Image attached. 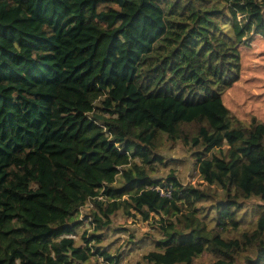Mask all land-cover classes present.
<instances>
[{
    "label": "trees",
    "instance_id": "trees-1",
    "mask_svg": "<svg viewBox=\"0 0 264 264\" xmlns=\"http://www.w3.org/2000/svg\"><path fill=\"white\" fill-rule=\"evenodd\" d=\"M224 4L0 0V264H124L107 241L126 228L118 211L159 232L132 264H200L203 251L207 264H264V119L217 101L239 76L237 46L264 37V0ZM143 70L161 81L148 95L173 97L164 119L126 92ZM176 143L197 180L153 175Z\"/></svg>",
    "mask_w": 264,
    "mask_h": 264
},
{
    "label": "rangeland",
    "instance_id": "rangeland-1",
    "mask_svg": "<svg viewBox=\"0 0 264 264\" xmlns=\"http://www.w3.org/2000/svg\"><path fill=\"white\" fill-rule=\"evenodd\" d=\"M217 3V7L226 8L224 0H214ZM227 12V9H225ZM225 21L230 18L225 17ZM222 21V18L218 20ZM222 27H220L221 29ZM209 36H213L216 29L209 26L207 32L202 30ZM224 32V30H223ZM213 33V34H212ZM218 35V34H217ZM221 38V35H218ZM227 59L232 58V56ZM236 63V64H235ZM235 64V65H234ZM233 70L238 67V78L229 82V86L221 92V96L217 98L218 103L221 105L222 110H229L245 124L248 123L250 115H255L257 118L264 119V37L258 34L253 35L248 43L240 44L237 46L235 59L231 64ZM161 81L157 78H151L143 70L140 71L136 77L134 84H130L126 88L127 94L133 96L139 95L140 105L149 107L159 118L164 119V114L173 101L171 96H156L148 95L147 90L149 88L156 87ZM141 85H148L146 90ZM165 160L167 163H158L157 168L153 175L155 177L164 176L169 170H173L182 181L193 182L197 180V172L193 164V160L190 157V152L185 149L181 144L176 143L171 147H168L163 151ZM258 198L251 197L243 200L242 208L239 211V216L244 222L252 226L256 214L253 213L252 207L257 203ZM207 203L210 200L206 201ZM206 202L203 205H206ZM93 207L91 201H87L80 209V216L82 218L83 213L87 212ZM204 211V210H203ZM215 213V209L211 208V212H208V217H212ZM90 220V217L88 218ZM211 221V219H209ZM114 227H126L121 229L118 233L111 231L108 233V240H111L110 245L112 248L121 249L123 255L124 264H132L134 260L141 255L143 251L148 249L151 244L147 233L158 236V230L154 224L150 221L142 220L138 217L125 216L121 211H118L113 216ZM112 222V223H113ZM212 222V221H211ZM92 225L87 221L80 228L78 235L75 236L76 241L80 242V233L83 229H91ZM127 239L131 241H127ZM213 255L207 251H203L197 258L196 262L200 264H207L213 259ZM241 260L242 258L239 257ZM94 264H107L102 260H98Z\"/></svg>",
    "mask_w": 264,
    "mask_h": 264
},
{
    "label": "built area",
    "instance_id": "built-area-1",
    "mask_svg": "<svg viewBox=\"0 0 264 264\" xmlns=\"http://www.w3.org/2000/svg\"><path fill=\"white\" fill-rule=\"evenodd\" d=\"M152 188H155L159 194L163 195V196H170V188L169 187H163L159 184L153 185Z\"/></svg>",
    "mask_w": 264,
    "mask_h": 264
}]
</instances>
